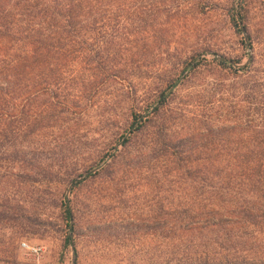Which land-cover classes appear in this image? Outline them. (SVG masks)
<instances>
[{"label":"trees","instance_id":"16d2710c","mask_svg":"<svg viewBox=\"0 0 264 264\" xmlns=\"http://www.w3.org/2000/svg\"><path fill=\"white\" fill-rule=\"evenodd\" d=\"M248 2L0 0V226L13 224L10 239L29 215L50 218L39 212L40 194L61 168L72 191L101 174L123 186L141 171L148 234L180 250L181 264H264V77L256 70L263 54L254 52ZM217 6L234 32L238 21L247 32L252 54L241 67L221 54L202 57L217 55L216 42L193 17ZM203 71L212 81L179 99L183 73ZM116 104L127 106L130 121L129 136L119 137L123 151L111 148L78 168L72 160L94 135L92 116L108 121ZM30 187L41 191L26 210ZM49 194L68 248L79 210L65 193ZM109 228L127 236L139 227Z\"/></svg>","mask_w":264,"mask_h":264},{"label":"rangeland","instance_id":"374dc122","mask_svg":"<svg viewBox=\"0 0 264 264\" xmlns=\"http://www.w3.org/2000/svg\"><path fill=\"white\" fill-rule=\"evenodd\" d=\"M238 0H233V5H236ZM248 28L253 34L254 38V52L263 54L258 56L259 65H256V70L259 71L257 76L264 77V0H249L248 2ZM187 27L192 28L195 24L192 22L190 15H185ZM224 11L220 6H217L211 12L205 13L196 23V28L200 31H205V28L212 30L213 40L216 42L214 53H204L202 57L208 61L212 58H218L221 54L232 60L235 67H241L250 59L252 52L246 46L248 36L244 30L241 21H238L240 34L234 32L229 24L224 21ZM217 56V57H216ZM186 73H183L180 82L177 85V96L179 99L183 98L190 92L198 90L203 84H208L212 81L211 76L206 72H197L187 78ZM179 86V87H178ZM110 105H103L98 111L107 112ZM114 116L108 121L97 123L98 117H93L91 114V129L94 130V135L91 141L84 147L81 154L78 153L76 159V166H88L97 161H101L104 154L110 152L114 148L112 154H118L123 151V139L120 135L128 137L127 126L130 123L127 120V106L116 104L113 107ZM189 110L194 114L196 109L193 105L189 106ZM96 111L95 113H97ZM55 126L54 132H57L58 127ZM62 130V129H60ZM58 135V134H57ZM120 143H119V141ZM120 155V154H118ZM53 158V157H52ZM106 160L101 164L100 168L105 166L110 158L105 157ZM65 167L59 170L56 175V182H52L47 187V193H37L41 189L30 187L28 191L32 193L29 202L25 204L26 210L33 204V196H38L45 200L41 214L48 213L50 218L46 219L43 215L30 222H23L24 229L20 235L16 234L15 240L10 239L14 235L15 228L11 222H6L0 226V264H181L182 253L166 246L165 239L156 236L152 238L146 229V211L147 200L150 198L143 197L147 180L146 174L139 172L140 176L134 177L131 175L130 179H124L123 186L118 178L110 182L107 176L100 175L91 178L88 181L83 179L89 178V175L96 172L91 171L83 174L81 177L75 179L83 180L75 191H72L74 182L68 183L63 181ZM134 182L139 183L136 185ZM142 184V185H141ZM140 186V187H139ZM139 188V191H137ZM25 191V189H22ZM43 191V190H42ZM58 192V197L65 193L66 200H69L67 206L72 204L79 210L78 216L79 226L75 229L74 243L68 248L63 247V225L55 218L58 214L56 208H53L50 203L49 193ZM143 191V193H142ZM24 193V192H22ZM161 196V195H160ZM158 197V196H157ZM135 200V202H134ZM71 201V204H70ZM51 213V214H50ZM138 219V221H136ZM119 222L136 223L139 227L132 234L124 236V231L116 235L115 230L109 226H116ZM18 227V225H17ZM19 236V237H18ZM41 248L39 255L33 254L29 248Z\"/></svg>","mask_w":264,"mask_h":264},{"label":"built area","instance_id":"2783aa9c","mask_svg":"<svg viewBox=\"0 0 264 264\" xmlns=\"http://www.w3.org/2000/svg\"><path fill=\"white\" fill-rule=\"evenodd\" d=\"M29 250L35 255H39L42 252L41 248H36V247H31L29 248Z\"/></svg>","mask_w":264,"mask_h":264},{"label":"crops","instance_id":"0c3cea01","mask_svg":"<svg viewBox=\"0 0 264 264\" xmlns=\"http://www.w3.org/2000/svg\"><path fill=\"white\" fill-rule=\"evenodd\" d=\"M37 264H44V263H41V262H40V263H37Z\"/></svg>","mask_w":264,"mask_h":264}]
</instances>
